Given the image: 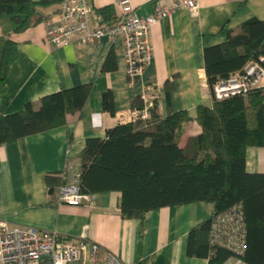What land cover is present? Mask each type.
I'll return each instance as SVG.
<instances>
[{
	"label": "crops",
	"instance_id": "0c3cea01",
	"mask_svg": "<svg viewBox=\"0 0 264 264\" xmlns=\"http://www.w3.org/2000/svg\"><path fill=\"white\" fill-rule=\"evenodd\" d=\"M39 1V0H32ZM93 16L112 7L119 13L120 0H88ZM137 15H147L173 0H128ZM197 14L179 9L160 19L151 30L153 54L143 73L134 80L126 75L122 36L104 35L91 43L73 38L66 45L44 39L43 20L14 32L8 17L0 15V52L6 38L16 45L14 56L0 81V113L11 114L60 89L90 84L80 112L67 116L64 126L0 145V220L55 232L67 240L84 238L125 264H206V259L186 254L191 228L207 220L213 205L195 202L147 212L142 220L123 219L119 192L95 195L93 204L67 205L50 197L46 173L63 172L68 162L78 166L77 154L85 139L104 137L117 124L131 121V100L153 86L158 112L185 111L180 145L201 132L196 121L198 106H211L206 84L203 50L224 41V34L247 19H264V0H197ZM58 2L40 8L45 16ZM44 18V17H43ZM113 50L116 68L102 71ZM110 92L113 113L103 109L102 95ZM246 169L264 173V147H248Z\"/></svg>",
	"mask_w": 264,
	"mask_h": 264
},
{
	"label": "trees",
	"instance_id": "16d2710c",
	"mask_svg": "<svg viewBox=\"0 0 264 264\" xmlns=\"http://www.w3.org/2000/svg\"><path fill=\"white\" fill-rule=\"evenodd\" d=\"M61 0H0V15L8 17L14 32H21L44 18L40 8ZM103 21L115 15L112 7L95 11ZM224 41L203 50L208 90L253 61L264 66V19L250 18L227 30ZM16 45L5 39L0 52V81L14 56ZM116 68L113 50L106 55L102 71ZM90 84L60 89L42 96L35 109L30 103L22 110L0 113V145L27 135L64 126L67 116L80 112ZM140 96L131 108H140ZM103 109L113 113L110 92L102 95ZM185 111L162 116L156 98L150 117L117 124L104 137L85 139L77 154L80 192L96 195L119 192V213L123 219L142 220L151 210L207 202L213 213L191 228L186 254L204 258L206 264H226L233 253L210 242L212 222L234 207H240L244 223V252L247 264H264V173L246 169L248 147H264V86L245 95L212 99L211 106H198L196 121L201 132L180 145ZM67 173H46L49 196L56 197Z\"/></svg>",
	"mask_w": 264,
	"mask_h": 264
},
{
	"label": "built area",
	"instance_id": "2783aa9c",
	"mask_svg": "<svg viewBox=\"0 0 264 264\" xmlns=\"http://www.w3.org/2000/svg\"><path fill=\"white\" fill-rule=\"evenodd\" d=\"M120 11L103 21L93 16L88 0H61L56 9L45 13L44 39L51 45H66L73 38L91 43L104 35L120 34L124 44L126 75L134 80L149 64L153 47L151 30L157 22L179 9L197 14V0H173L169 5L157 6L147 15H137L128 0H120ZM264 86V66L258 61L248 63L243 70L211 87V97L220 100L233 95H245L250 90ZM142 107L132 108L131 121L145 120L156 98L153 86L140 95ZM64 171L67 180L57 192L58 203L67 205L93 204L94 195L82 193L78 187L79 169L68 162ZM210 242L229 249L233 256L226 264H247L242 260L244 252V223L240 207L218 215L212 222ZM0 264H125L117 255L103 251L95 242L79 238L67 240L55 232L39 230L31 226L10 225L0 220Z\"/></svg>",
	"mask_w": 264,
	"mask_h": 264
}]
</instances>
